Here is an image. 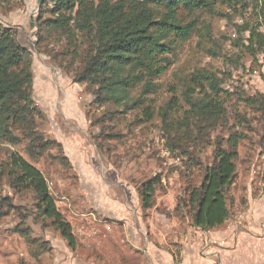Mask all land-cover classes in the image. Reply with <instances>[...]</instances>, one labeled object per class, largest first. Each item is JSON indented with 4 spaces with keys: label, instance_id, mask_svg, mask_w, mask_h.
Instances as JSON below:
<instances>
[{
    "label": "rangeland",
    "instance_id": "rangeland-1",
    "mask_svg": "<svg viewBox=\"0 0 264 264\" xmlns=\"http://www.w3.org/2000/svg\"><path fill=\"white\" fill-rule=\"evenodd\" d=\"M260 8L261 0H215L210 8L192 16L184 13L186 21L196 20L195 32L187 41L177 40L170 68L155 79L156 86L145 95L143 105L128 110L114 102L98 106L91 88L74 81L87 48L83 38L77 48L79 56L71 54L74 47L57 34L38 45L39 50L36 24L43 9L38 0H0V23L17 29L21 43L33 52V97L41 112L35 113L37 133L62 144V149L52 146L41 156H31L27 141L11 145L0 137V195L9 196L16 206L0 218V264H20L23 260L29 264H79V256L86 255L84 249L79 252V245L85 244L79 239V226L92 224L88 218L94 214L111 221V215L122 216L127 207L141 214L138 224L144 223L147 228H167L173 221L184 228L194 226L191 218L182 216L179 202L191 183L201 182L203 167L196 162V170H190L187 155L167 145L163 113H167L175 134H185L181 123L188 119L196 130L198 117L191 111L189 98L199 102L214 94L209 83L197 84L205 73L220 82L217 96L226 109V118L211 132L210 143H199L197 157L203 165L210 164L215 141L220 138L230 149L232 140H236L238 151L237 176L230 188L231 215L217 228L238 227L259 244L255 245L257 249L264 250V214H260L264 212L260 207L264 203V111L255 110L248 102L250 96L264 94ZM142 90V86L133 90L132 99ZM98 143L103 144L102 151ZM13 152L45 176L58 209L73 227V247L51 219L40 215L35 192L14 185L17 169L9 163ZM63 156L71 165L61 159ZM156 174L161 182L153 206L143 209L139 186ZM249 207H255L251 217L246 214L252 211ZM23 222L32 228L33 236L48 240L52 246L39 261L32 256L25 238L14 231ZM100 230L106 231L103 226ZM102 238L107 237L103 234ZM92 251L94 262L98 253L110 263L114 260V250L109 246ZM250 262L264 264V254L255 253Z\"/></svg>",
    "mask_w": 264,
    "mask_h": 264
},
{
    "label": "trees",
    "instance_id": "trees-1",
    "mask_svg": "<svg viewBox=\"0 0 264 264\" xmlns=\"http://www.w3.org/2000/svg\"><path fill=\"white\" fill-rule=\"evenodd\" d=\"M3 1L8 3L10 0ZM214 2L38 0L40 7L49 16L46 17L42 10L37 18V49L40 50L38 45L57 34L67 40L70 47H74L71 54L79 56L77 48L83 38L87 48L82 66L73 75L74 81L91 88L95 96L94 103L98 106L114 102L128 110L133 109L143 105L145 95L156 86L155 79L170 68V55L176 49L177 40L187 41L195 32L196 20L186 21L184 13L191 15L208 9ZM260 17L264 26V0H261ZM79 34H82L81 38ZM260 43L262 46L263 40ZM205 82L210 84L214 94L209 99L203 97L199 102L189 98L191 111L198 117L195 121L196 130L192 128L193 122L188 119L181 123L182 127L185 126V134H175L169 127L167 113H163V126L167 145L171 150L179 149L187 155L188 168L195 171L196 162L203 167L201 182L191 183L179 202L181 214L191 218L194 226L210 230L223 225L231 215L230 188L237 176L235 160L238 151L236 140H232L230 149L223 145L220 138L215 141L210 164L203 165L197 157L199 143H210L208 139L211 132L226 118V109L217 96L221 93L220 82L210 73L197 79L199 85ZM33 86L32 50L21 43L17 29L0 23V137L11 145L27 141L29 154L41 156L52 146L62 149V144L37 133L35 113L40 112V107L33 97ZM140 86L143 89L141 95L132 99V91ZM248 102L255 110L264 111L263 93L250 96ZM102 146L98 143L101 151ZM61 159L71 165L67 156ZM9 163L17 169L14 185L35 192L40 215L51 219L53 226L73 247L76 242L73 227L58 209L43 173L17 152L11 154ZM160 182L161 176L156 174L140 184L139 195L143 209L153 206V197ZM14 208L16 206L9 196L0 195V218ZM14 231L25 238L35 260L39 261L44 252L51 251L50 242L33 236L32 228L25 226L24 222L18 224ZM20 264L29 263L23 260Z\"/></svg>",
    "mask_w": 264,
    "mask_h": 264
},
{
    "label": "crops",
    "instance_id": "crops-1",
    "mask_svg": "<svg viewBox=\"0 0 264 264\" xmlns=\"http://www.w3.org/2000/svg\"><path fill=\"white\" fill-rule=\"evenodd\" d=\"M260 207L264 209V203ZM250 208L248 210L252 211L246 213L248 217L253 216L255 207ZM131 212L132 209L127 207L122 216L111 215V221L95 214L89 216L92 224L86 222L79 226V239L85 243L79 245V252L82 253L80 249L86 251L83 258L79 256V264H95L97 260L98 264H251L250 259L255 253L264 254V250L256 248L259 244L244 236L238 227L203 230L196 226L184 228L173 221L167 228L159 229L153 225L147 228L144 223L138 224L141 214ZM260 214L264 212L260 211ZM85 216L81 215L82 218ZM101 226L106 231H101ZM103 234L106 240L102 238ZM106 246L114 250L113 262L106 261L99 253L94 262L92 250ZM64 249L69 248L65 246Z\"/></svg>",
    "mask_w": 264,
    "mask_h": 264
}]
</instances>
